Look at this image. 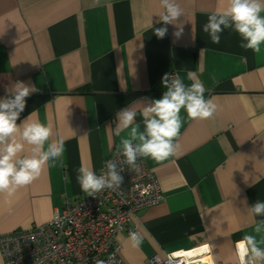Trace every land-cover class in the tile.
Wrapping results in <instances>:
<instances>
[{
    "label": "crops",
    "instance_id": "obj_1",
    "mask_svg": "<svg viewBox=\"0 0 264 264\" xmlns=\"http://www.w3.org/2000/svg\"><path fill=\"white\" fill-rule=\"evenodd\" d=\"M176 2L183 32L174 36L170 24L161 39L154 33L164 26L160 0H0V98L17 81L35 86L17 123L30 114L51 122L52 140H63L65 149L62 166L50 162L12 196L0 193V236L45 224L82 198L78 169L98 175L120 140L130 138V128L117 126L120 109L136 111L134 125L144 132L143 108L167 91L162 77L179 73L190 84L191 70L216 111L190 120L181 109L175 154L144 158L164 199L117 234L118 257L148 264L154 255L199 250L205 264H238L235 242L264 218L249 211L264 201V45L259 55L245 51L230 28L219 44L211 42L202 26L227 0ZM31 147L25 143L20 155H31ZM134 227L142 237L137 248L127 234Z\"/></svg>",
    "mask_w": 264,
    "mask_h": 264
},
{
    "label": "clouds",
    "instance_id": "obj_2",
    "mask_svg": "<svg viewBox=\"0 0 264 264\" xmlns=\"http://www.w3.org/2000/svg\"><path fill=\"white\" fill-rule=\"evenodd\" d=\"M163 9L159 14L162 27L155 28L158 38L167 34V25H175L174 36L179 37L183 27L178 18L184 15L183 9L176 0H160ZM264 0H227V7L208 16L202 26L213 44H219L221 33L232 29L240 37V48L251 50L259 55L264 45ZM152 26V25H151ZM186 84L179 73L165 74L162 86L167 89L160 99L152 100L141 112L144 118V132H139V125H134L136 111L120 109L117 113L118 128L121 131L130 128L129 137L122 138V154L132 170L139 172L136 165L138 157L163 161L175 154V138L178 136L183 120L180 115L183 109L188 119L204 120L211 118L216 105L211 99H205L203 82L195 71H187ZM37 89L22 81L15 82L6 89V95L0 98V193L12 196L19 187L30 184L36 179L45 165L59 163L63 165L64 142L52 140L53 124L42 123L31 119L30 114L21 123H17L29 98ZM117 135L120 133L117 132ZM19 136V140L17 139ZM138 140L139 143L133 144ZM25 143L31 147V155L20 154L25 151ZM105 175H97L93 169L81 166L77 180L81 190L88 196L108 189H117L123 183L116 165L111 161L106 164ZM253 217H264V201L257 200L249 207ZM128 240L133 248L142 243V237L136 231H129ZM238 264H264V218L256 222L253 233L245 234L235 242ZM97 264H104L97 261Z\"/></svg>",
    "mask_w": 264,
    "mask_h": 264
},
{
    "label": "built area",
    "instance_id": "obj_3",
    "mask_svg": "<svg viewBox=\"0 0 264 264\" xmlns=\"http://www.w3.org/2000/svg\"><path fill=\"white\" fill-rule=\"evenodd\" d=\"M173 75L171 73H168ZM116 165L123 183L115 190L105 188L86 193L54 212L50 221L27 231L0 236V254L5 264H124L118 257L117 234L126 229L131 217L144 208L160 204L164 197L156 175L138 157L136 172L127 164L122 148L114 149L105 159L98 175ZM138 232L137 228L127 231ZM203 255L191 252L149 258L148 264H205ZM208 264V263H206Z\"/></svg>",
    "mask_w": 264,
    "mask_h": 264
},
{
    "label": "bare ground",
    "instance_id": "obj_4",
    "mask_svg": "<svg viewBox=\"0 0 264 264\" xmlns=\"http://www.w3.org/2000/svg\"><path fill=\"white\" fill-rule=\"evenodd\" d=\"M199 250H195L193 252H191V254H198Z\"/></svg>",
    "mask_w": 264,
    "mask_h": 264
}]
</instances>
